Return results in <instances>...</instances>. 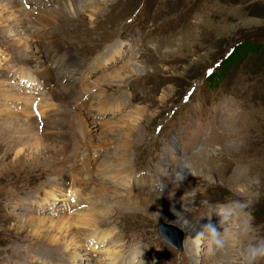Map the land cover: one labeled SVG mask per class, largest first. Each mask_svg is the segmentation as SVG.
Here are the masks:
<instances>
[{"label": "rangeland", "instance_id": "374dc122", "mask_svg": "<svg viewBox=\"0 0 264 264\" xmlns=\"http://www.w3.org/2000/svg\"><path fill=\"white\" fill-rule=\"evenodd\" d=\"M71 1L0 0V264H77L83 251L78 264H240L264 238V0H86L64 13ZM229 200L244 214L208 255L192 239L204 202ZM65 217L70 233L32 221ZM160 223L182 229V250Z\"/></svg>", "mask_w": 264, "mask_h": 264}, {"label": "clouds", "instance_id": "9594fccd", "mask_svg": "<svg viewBox=\"0 0 264 264\" xmlns=\"http://www.w3.org/2000/svg\"><path fill=\"white\" fill-rule=\"evenodd\" d=\"M177 171L180 175L191 172L190 167L183 163L177 165ZM163 188V185L161 186ZM205 216L208 222L199 225V230L195 232L193 241L198 249L203 247L208 255H215L223 250L229 239V226L234 220L244 214L245 205L239 200H229L225 203L208 204ZM213 214L219 217V223L211 222ZM204 217V216H203ZM202 217V218H203ZM187 221V217H185ZM181 221L182 227H187L190 221ZM250 230V225L245 223L238 228L237 235H246ZM240 264H258L264 260V238L257 240L254 243H249L240 253Z\"/></svg>", "mask_w": 264, "mask_h": 264}, {"label": "bare ground", "instance_id": "6f19581e", "mask_svg": "<svg viewBox=\"0 0 264 264\" xmlns=\"http://www.w3.org/2000/svg\"><path fill=\"white\" fill-rule=\"evenodd\" d=\"M84 1H86V0H72L71 1V4H70V6L69 5H66L65 7L64 6H62L61 7V9L64 11V13L65 12H67L68 14H70L71 13V10H73V8L71 7V5H72V3H75L76 5L75 6H73V7H75V11H77L79 8L80 9H85L86 8V6H85V3H84ZM90 1V0H89ZM92 1V0H91ZM8 3V2H7ZM9 4V3H8ZM91 5H93V6H97V5H94L93 3L91 4ZM60 10V9H59ZM61 10V11H62ZM50 13V12H49ZM62 14V13H61ZM50 17V16H49ZM50 19V18H49ZM39 25V24H38ZM38 25H37V27H38ZM36 28V27H35ZM21 31V30H20ZM35 33V32H34ZM37 34V33H36ZM53 34V33H52ZM30 35V34H29ZM28 35V37H30L31 39H33L34 41H35V43H36V40L33 38L34 36H32V35H30L29 36ZM40 37V36H39ZM29 38V39H30ZM54 38V37H53ZM41 42V41H40ZM27 45V44H26ZM30 45V44H29ZM32 46V45H31ZM34 47H35V51L34 50H32V49H30L31 47H29L28 46V49H27V51L29 52V53H31V54H29V59H31L32 58V62H36V63H41V57H40V52H41V49H39V47L37 46V45H34ZM61 48V47H60ZM66 48V47H65ZM37 49V50H36ZM31 50V51H30ZM40 51V52H39ZM44 51V50H43ZM49 51V50H48ZM62 52H63V50H61ZM38 55H37V54ZM45 54V53H44ZM73 57L74 56H72L71 58H70V55L66 58V60L64 61V62H66V64H68V67H70V70H73V65H72V61L71 60H73ZM28 59V58H27ZM29 61V60H28ZM75 62H79V61H74V63ZM127 66V65H126ZM89 67H91V66H86V68H85V70L83 71V74L84 75H87V72L89 71V69H91V68H89ZM131 68H134V69H136V70H139V68H138V66L137 65H134V66H131ZM41 69H43V68H41ZM49 69V68H48ZM35 70V69H34ZM47 70V69H46ZM40 72H43V71H40ZM48 73V72H47ZM50 73H51V71H50ZM53 75V74H52ZM27 78L31 81L33 78H31V76H27ZM46 78V77H45ZM49 78V77H48ZM56 89V88H55ZM17 93V92H16ZM26 93V92H25ZM29 93V92H28ZM28 93H26V94H28ZM32 93V92H31ZM30 93V94H31ZM40 93V92H39ZM38 93V94H39ZM14 94V93H13ZM12 95V94H11ZM19 95V94H18ZM22 95H25V94H22ZM26 97V96H25ZM29 97H31L30 95H29ZM29 100V99H28ZM35 101H36V99H35ZM33 102V101H32ZM33 105V104H32ZM25 106V105H24ZM29 107V106H28ZM109 107H110V105H109ZM38 108V107H37ZM35 109L34 107L32 108L33 110H34V112L36 111H38L39 112V110L40 109ZM43 110V109H42ZM30 113V112H29ZM41 113V111L39 112V114ZM31 116H33V115H31ZM41 145H42V143H40V142H37V144H36V148L38 149V148H40L41 147ZM114 177H115V175H113ZM112 176H110L109 178H111ZM74 185V184H73ZM58 186H60V185H58ZM58 186H56V188L58 187ZM157 186V185H156ZM76 189V188H75ZM157 190L158 191H160L161 190V188L160 187H157ZM72 193V190L70 189V194ZM77 199H76V198ZM143 197V196H142ZM56 200V199H55ZM78 200H79V198H78V195H77V192H76V194L73 196V200H72V202L75 204L76 202L78 203ZM142 200H144V202H146L147 204H151V206L153 207V206H155L156 208H158L160 205H162L163 206V208H164V211H166V212H171L173 215H175L176 216V218L178 219V221H185V216H183L182 215V213L178 210V209H176V208H174L168 201H160V200H158V199H154V197L153 198H149V197H147V196H145L144 195V197H143V199ZM77 205V204H76ZM75 205V206H76ZM154 207V208H155ZM176 207V206H175ZM80 213V212H79ZM94 217V216H93ZM69 218V217H68ZM68 218H62L61 220H57V221H51L49 224L47 223L48 221H46V220H44V219H32V221H37V223H36V225L37 226H39L40 228L42 227V226H45L46 228H49L48 230H50L51 229V227H53V228H55V229H58V232H62V230L63 229H66V231L68 232L69 231V233L70 232H72V224H73V221H70ZM92 216L91 215H86V218L83 216V215H78L77 216V218L74 220L75 221V225H76V223L77 224H86V223H88V221H91L92 219ZM187 221H189L188 219H187ZM187 221H185L186 223H187ZM47 223V224H46ZM73 224V225H74ZM74 225V226H75ZM190 226V225H189ZM54 229V230H55ZM53 229H51V231H52ZM98 230H99V232H101L102 234V236H101V238H100V240L99 241H103V240H107V238H108V235H109V233L111 232V231H108V232H102L101 230L102 229H100V228H98ZM98 232V233H99ZM37 233H41L40 231H38ZM47 233V232H46ZM48 233H50V231L48 232ZM87 233H89V232H87ZM92 233H97L96 231H93ZM86 234V233H85ZM49 235V234H48ZM56 235V234H55ZM54 235V238H53V241L55 240V241H58V237L57 236H55ZM87 235V234H86ZM86 235H85V237H86ZM90 235H91V233H90ZM96 235H98V234H96ZM94 236V235H93ZM110 237V236H109ZM83 241V240H82ZM98 241V242H99ZM73 242V241H72ZM95 243V242H94ZM72 246L73 245V243H69V244H67L66 245V248L65 249H68V247L69 246ZM81 245V244H80ZM77 246H79V245H77ZM81 252V251H80ZM116 253H118L117 254V256H115V258L116 259H118V257L119 256H121L122 257V254H120V251H116ZM115 252L114 253H108V257H107V259H109L110 257H113L115 254H116ZM88 254H90V252H81V254H79L80 256L79 257H74V260L73 261H76L77 262V264H78V262H79V260L80 259H82V258H87L86 257V255H88ZM143 256V255H142ZM113 259H114V257H113ZM122 259H126V258H122ZM122 259H119V261L120 260H122ZM128 259V262H130V259H131V257H128L127 258ZM132 262V261H131ZM136 263H139V260L137 259V261H136ZM120 264V263H119Z\"/></svg>", "mask_w": 264, "mask_h": 264}, {"label": "water", "instance_id": "95a60500", "mask_svg": "<svg viewBox=\"0 0 264 264\" xmlns=\"http://www.w3.org/2000/svg\"><path fill=\"white\" fill-rule=\"evenodd\" d=\"M162 235L171 243L175 244L178 247L182 246L183 231L180 227L169 224V223H160L159 225Z\"/></svg>", "mask_w": 264, "mask_h": 264}, {"label": "trees", "instance_id": "16d2710c", "mask_svg": "<svg viewBox=\"0 0 264 264\" xmlns=\"http://www.w3.org/2000/svg\"><path fill=\"white\" fill-rule=\"evenodd\" d=\"M220 64H221V62H220ZM220 64H219V65H220Z\"/></svg>", "mask_w": 264, "mask_h": 264}]
</instances>
